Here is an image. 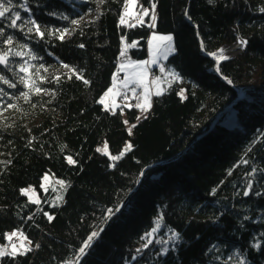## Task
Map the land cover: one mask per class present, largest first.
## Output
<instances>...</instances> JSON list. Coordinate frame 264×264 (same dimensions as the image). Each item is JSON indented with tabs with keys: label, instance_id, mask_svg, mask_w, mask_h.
<instances>
[{
	"label": "trees",
	"instance_id": "16d2710c",
	"mask_svg": "<svg viewBox=\"0 0 264 264\" xmlns=\"http://www.w3.org/2000/svg\"><path fill=\"white\" fill-rule=\"evenodd\" d=\"M128 2L12 0L0 19V248L30 242L0 264H264V0ZM152 32L171 81L145 115L106 108Z\"/></svg>",
	"mask_w": 264,
	"mask_h": 264
},
{
	"label": "rangeland",
	"instance_id": "374dc122",
	"mask_svg": "<svg viewBox=\"0 0 264 264\" xmlns=\"http://www.w3.org/2000/svg\"><path fill=\"white\" fill-rule=\"evenodd\" d=\"M126 7H127L126 10L129 13V15L137 16L139 14V12L137 10H135L136 9V0H134V4H130V0H129ZM144 14L145 13H142V15H139L137 20L142 19L143 18L142 16H144ZM125 20H126V16L123 17V21H125ZM153 37H171V36L152 32L151 36L148 40V53H149L148 59L133 60V59L129 58V59L123 60L121 67H120V74L126 75L127 77L126 78L121 77L120 80L119 79L115 80L118 82V89H117V91L114 94L113 99H112V106L111 107L114 111L119 109L121 105L126 106V107H132V103L129 102L130 100H128L126 102L121 101L122 91L125 89L141 93L142 97L137 103V104L141 105V107H138V109L141 113V116L145 115L150 110V106H147L145 104V97L147 96L148 104L151 105V101H153V98L151 99V96L153 95L152 93H154V95H157V92H159L160 94L163 93L165 86L158 83V81H159V80H157L158 76H156L154 78V80H152L153 74H151L150 69L162 67L160 71H164V68L161 65V62L165 61L168 57L167 53L169 52V49L167 46H164V45H167L168 44L167 42L169 40L153 39ZM171 39H172V37H171ZM239 42L242 43L241 48L236 53H233V54L227 56L228 59L235 57L239 52H241L244 49V43L242 41H238L236 44H238ZM236 44H234L232 46L225 47L223 49L224 50L223 53L220 54V59H222L221 58L222 56H225V53L228 50V48L233 47ZM145 61H147V63H144ZM153 61H155V62H153ZM160 80L163 83L162 77ZM153 90H154V92H153ZM184 94L185 93L182 91L181 95L183 96ZM130 96L135 97L137 95L131 93ZM231 118H233L232 115H231L230 119ZM127 150L125 149L124 152H126ZM99 151L111 157L110 152H109L106 145L101 146L99 148ZM61 181H63V180L51 177L49 174L45 175V178L43 179V190H44V192H48L51 190L57 194L56 198H55V202L61 201L63 194H64V190L66 188V184L64 182H63V184H61L60 183ZM23 193L32 202H38L40 200L39 194L32 187L24 189ZM15 236H16L15 239H17V241H18V243L15 246L17 247V249H19V251L16 254L27 252L30 248V242L27 240L26 237H24L23 235L21 236V234H17ZM21 245H23V247H21ZM8 248L11 252L12 251V245L9 244Z\"/></svg>",
	"mask_w": 264,
	"mask_h": 264
},
{
	"label": "snow or ice",
	"instance_id": "6c2138e0",
	"mask_svg": "<svg viewBox=\"0 0 264 264\" xmlns=\"http://www.w3.org/2000/svg\"><path fill=\"white\" fill-rule=\"evenodd\" d=\"M130 4H134V0H130ZM10 5H12V0H0V18H5L6 16V13H8L9 11H11V8L9 7ZM23 6V5H22ZM154 7V5H153ZM262 11H264V9H261ZM145 14H147V12H145ZM125 15H129V13L125 12ZM11 19V26H15L16 25V21L17 20H20L21 19V16H20V13L19 12H16L14 17L10 18ZM31 22V21H30ZM122 23L124 22L123 20L121 21ZM73 23H78V21H73ZM39 26L37 25L36 26V31L39 32ZM32 29H29V32H31ZM41 35H43L41 33ZM63 38V35H61V39ZM153 39H159V40H171V37H153ZM221 53H223V49L220 50ZM222 59H228L227 56H222L221 57ZM155 62V61H153ZM0 63H6V60L4 57H0ZM144 63H147V61H145ZM64 67H69L68 65H64ZM24 69H22L23 71ZM82 78V77H81ZM4 78L3 77H0V80H3ZM87 83V81H85ZM4 83H9V81L7 80H4ZM10 87H15L14 84H9ZM2 91V90H0ZM37 92L40 91V89H36ZM109 92H111V89L109 90ZM160 93L157 92V95H159ZM21 95H23L26 99L28 98V93L27 92H24V93H21ZM100 103H104V100H101ZM145 104L147 106H150V104H148V100H147V96L145 97ZM9 107H14L13 105H9ZM136 107H141L140 104H137ZM129 132L131 133V129H129ZM131 146L129 145L128 148H130ZM99 150V149H98ZM114 160L115 159H118L119 157L117 156H113L112 157ZM69 162L70 163H74V161L71 160V158H69ZM61 184H63V181L60 182ZM49 219H51V217H49ZM16 235L15 233H12L11 235H9L8 239L11 240L12 239V236ZM97 235V233H92V237H95ZM90 237L89 239L91 240ZM21 247H23V245H21ZM38 247V245H37ZM88 247V244H85V248ZM85 248H81L80 251L81 253L84 252ZM19 251V249H17V247L15 245H12V251L11 252H8L7 250V247H4V248H0V257L2 256H5V255H15L17 252Z\"/></svg>",
	"mask_w": 264,
	"mask_h": 264
},
{
	"label": "crops",
	"instance_id": "0c3cea01",
	"mask_svg": "<svg viewBox=\"0 0 264 264\" xmlns=\"http://www.w3.org/2000/svg\"><path fill=\"white\" fill-rule=\"evenodd\" d=\"M168 44L167 45H164V46H167L168 47V49H169V52L167 53V55H168V57L171 55V54H173V52H174V42H173V39H171V40H169L168 42H167ZM167 57V58H168ZM167 60V59H166ZM165 60V61H166ZM165 61H162L161 62V65L163 66V62H165ZM161 68L162 67H159L158 68V70L157 71H153L154 69L152 68V69H150L151 70V74H153V77H152V80H154V78L156 77V76H158V78H157V80H159L158 81V83H160V84H162V85H164L165 86V84L167 83H162L161 82V77H162V75H165L166 74V72L165 71H160L161 70ZM127 76L126 75H123V78H126ZM111 89V92H109V90ZM110 89L101 97V100H104V103H103V105L106 107V108H110V109H112V99H113V96H114V94L116 93V91H117V89H118V82L117 81H114V83H113V85L110 87ZM132 94H136L137 96H130V98H128L127 99V101L128 100H130L129 102H131L132 103V105H134V106H136L137 105V103H138V101L141 99V93L140 92H135V91H130ZM153 92H154V90H153ZM164 92V91H163ZM153 95L151 96V99L154 97V96H157V95H154V93H152ZM100 100V101H101ZM122 106V105H121ZM120 106V107H121ZM151 106H152V101H151V105H150V108H151Z\"/></svg>",
	"mask_w": 264,
	"mask_h": 264
},
{
	"label": "built area",
	"instance_id": "2783aa9c",
	"mask_svg": "<svg viewBox=\"0 0 264 264\" xmlns=\"http://www.w3.org/2000/svg\"><path fill=\"white\" fill-rule=\"evenodd\" d=\"M120 64V63H119ZM122 76L119 74V73H117V78H121ZM172 77H170V79H171ZM165 81V79H163V82ZM130 92L128 91V90H123L122 91V99H121V101H125L128 97H130ZM15 235L14 236H12V239L9 241L10 243V245H14L16 242H17V239H15ZM75 260H72V263L73 264H75Z\"/></svg>",
	"mask_w": 264,
	"mask_h": 264
},
{
	"label": "bare ground",
	"instance_id": "6f19581e",
	"mask_svg": "<svg viewBox=\"0 0 264 264\" xmlns=\"http://www.w3.org/2000/svg\"><path fill=\"white\" fill-rule=\"evenodd\" d=\"M241 45H242V43L239 42L235 46L228 48V50L225 53V56H229V55H231V54L236 53L237 51H239V49L241 48Z\"/></svg>",
	"mask_w": 264,
	"mask_h": 264
},
{
	"label": "water",
	"instance_id": "95a60500",
	"mask_svg": "<svg viewBox=\"0 0 264 264\" xmlns=\"http://www.w3.org/2000/svg\"><path fill=\"white\" fill-rule=\"evenodd\" d=\"M0 19H2V18H0ZM1 64H2V65H5L6 63H1ZM93 243H94V242L91 243L90 247L88 248V251H89V249L92 247Z\"/></svg>",
	"mask_w": 264,
	"mask_h": 264
}]
</instances>
